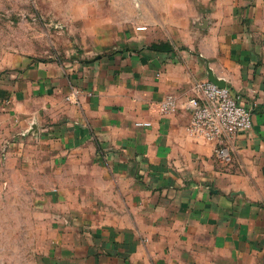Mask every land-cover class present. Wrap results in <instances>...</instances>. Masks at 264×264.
<instances>
[{"label":"crops","instance_id":"1","mask_svg":"<svg viewBox=\"0 0 264 264\" xmlns=\"http://www.w3.org/2000/svg\"><path fill=\"white\" fill-rule=\"evenodd\" d=\"M90 41L72 60L0 61V145L75 166L91 191L75 198L89 215L54 221L51 264H264V0H160ZM208 68L252 112L230 161L189 131Z\"/></svg>","mask_w":264,"mask_h":264},{"label":"rangeland","instance_id":"2","mask_svg":"<svg viewBox=\"0 0 264 264\" xmlns=\"http://www.w3.org/2000/svg\"><path fill=\"white\" fill-rule=\"evenodd\" d=\"M156 1L0 0V61L11 56L44 61L84 57L93 30ZM53 166L52 155L36 147L18 153L0 145V264H51L54 221L73 210L92 211L75 201L80 193L91 196L90 190L81 191L85 181L73 174L75 166L68 164L61 173ZM61 184L70 203L62 207Z\"/></svg>","mask_w":264,"mask_h":264},{"label":"built area","instance_id":"3","mask_svg":"<svg viewBox=\"0 0 264 264\" xmlns=\"http://www.w3.org/2000/svg\"><path fill=\"white\" fill-rule=\"evenodd\" d=\"M77 96L78 92H74L68 101L78 103ZM161 106L163 113L171 114L177 111L179 104L170 97ZM184 108L191 116L189 131L218 144L221 148L217 154L224 161H230L227 148H222L224 141L250 131L253 126L252 112L243 105L242 96L208 80L196 84L195 96L184 103Z\"/></svg>","mask_w":264,"mask_h":264},{"label":"water","instance_id":"4","mask_svg":"<svg viewBox=\"0 0 264 264\" xmlns=\"http://www.w3.org/2000/svg\"><path fill=\"white\" fill-rule=\"evenodd\" d=\"M200 27L201 28H205L206 26H200ZM208 81L213 83L214 85L220 87V88H225L226 87L225 82L223 80L217 78L214 75V72L210 68H208Z\"/></svg>","mask_w":264,"mask_h":264},{"label":"trees","instance_id":"5","mask_svg":"<svg viewBox=\"0 0 264 264\" xmlns=\"http://www.w3.org/2000/svg\"><path fill=\"white\" fill-rule=\"evenodd\" d=\"M159 47H163V48H166V47H168L166 44H164V45H162V46H157V45H155V46H152V49H154V50H159Z\"/></svg>","mask_w":264,"mask_h":264}]
</instances>
